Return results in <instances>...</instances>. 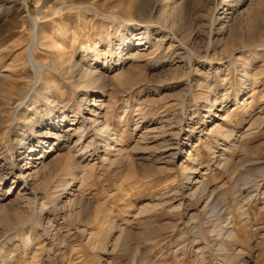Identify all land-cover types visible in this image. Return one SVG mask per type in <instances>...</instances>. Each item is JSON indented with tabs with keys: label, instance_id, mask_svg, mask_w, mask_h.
I'll list each match as a JSON object with an SVG mask.
<instances>
[{
	"label": "rangeland",
	"instance_id": "1",
	"mask_svg": "<svg viewBox=\"0 0 264 264\" xmlns=\"http://www.w3.org/2000/svg\"><path fill=\"white\" fill-rule=\"evenodd\" d=\"M0 264H264V0H0Z\"/></svg>",
	"mask_w": 264,
	"mask_h": 264
},
{
	"label": "bare ground",
	"instance_id": "2",
	"mask_svg": "<svg viewBox=\"0 0 264 264\" xmlns=\"http://www.w3.org/2000/svg\"><path fill=\"white\" fill-rule=\"evenodd\" d=\"M68 1H70V0H58V5H61L62 4V2H68ZM37 2V1H36ZM40 3V2H39ZM53 7H55V6H53ZM136 7V6H135ZM56 9V8H55ZM55 9H51L52 11L51 12H54L55 11ZM136 9H137V13L138 12H140V10H141V8H139V6H137L136 7ZM144 12V11H143ZM141 15V14H140ZM37 20V19H36ZM36 20L35 19H33L32 21H31V26H30V30H29V41H30V45L27 47V49H26V63L30 66V68H32L33 69V77H31V83H29V85L27 86V87H25V89L24 88H22V87H20V89H18V91H20V92H22L21 91V88L22 89H24L25 91L27 90V91H29L30 89H32L33 88V86H34V84L39 80V81H41L42 80V78H43V76L44 75H49L48 74V72L47 71H43V68L44 67H47V65H48V67H51L52 69H49L48 67V69L49 70H51V72H53V71H56V73H59L60 71L59 70H61V71H63L64 72V74L65 73H67V77L68 78H70V80H71V84H74V86H78V85H81V87L82 88H87V87H90V86H92L93 84H96V85H98L97 84V82L99 81V79H101V77H99V75L100 74H98V69H91V68H84V69H80L78 66H76L75 67V65L73 64V63H71L70 61H67V63H66V61L63 59V60H61L59 63H58V58H51L50 59V61H49V63L48 64H44V63H42V62H40V61H37L36 60V58H35V45L36 44H38V45H40V46H42V47H44L45 45H46V43H45V38H46V34H45V32L42 30V28L40 27V25H38L37 23H36ZM140 35V34H139ZM145 38V37H144ZM138 41V43H136V45H141V43H142V41H143V39H138L137 40ZM54 44V47H56L57 46V44L56 43H53ZM127 45H129L128 43H127ZM96 48V47H95ZM57 49H58V47H57ZM97 50V49H96ZM107 52H109L110 50L109 49H107L106 50ZM66 63V64H65ZM83 65H85V64H83ZM59 69V70H58ZM59 71V72H58ZM75 73V74H74ZM62 74V73H61ZM58 75V74H57ZM63 75V74H62ZM77 75V77L74 79V76H76ZM50 76V75H49ZM45 77V76H44ZM44 80V79H43ZM96 80H98L96 83H95V81ZM107 80V79H106ZM44 81H47V80H44ZM49 83V82H48ZM48 83H46V84H48ZM101 84V83H100ZM101 87H106V85L105 84H101L100 85ZM48 87H51L50 86V84H48ZM78 88V87H77ZM22 94V96H21V98H20V100H19V104H22L23 103V99L25 98V96H26V93H24V92H22L21 93ZM85 96V95H84ZM83 96V98H81L80 100L82 101V100H84L85 99V97ZM10 100V99H9ZM80 101V102H81ZM83 102V101H82ZM85 102V101H84ZM2 108V107H1ZM17 108V107H16ZM15 108V109H16ZM3 109V108H2ZM100 110H102V108H100ZM100 112H97V113H95V114H99ZM54 118V117H53ZM55 120V119H54ZM100 122V121H99ZM98 121H96V125L98 126V130H100V132H102V133H104V135L105 136H107V138L109 137V136H111V134L112 133H110V129L108 128V126L107 125H105L104 124V122H100L99 123ZM50 124H52V123H50ZM96 126V127H97ZM85 124L83 123V122H81V124H80V126H76L75 128H72V130L73 131H75V132H79V133H83L84 132V130H85ZM60 136V135H59ZM81 136H82V134H81ZM103 136V135H102ZM104 136V137H105ZM80 142V141H79ZM43 152H44V150H43ZM43 158V156H40L39 158H37V160H40V159H42ZM35 164H34V171H33V174L34 175H37L39 172H41L40 171V169H41V167L42 166H44L43 165V161L42 160H40V161H38V162H34ZM42 169H43V167H42ZM41 169V170H42ZM44 174V173H43ZM32 175V174H31Z\"/></svg>",
	"mask_w": 264,
	"mask_h": 264
}]
</instances>
